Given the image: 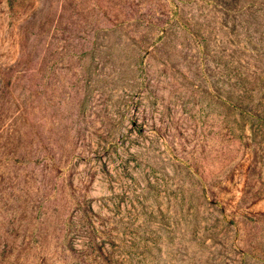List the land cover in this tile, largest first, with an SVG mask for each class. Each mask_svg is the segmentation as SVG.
<instances>
[{"label": "rangeland", "instance_id": "1", "mask_svg": "<svg viewBox=\"0 0 264 264\" xmlns=\"http://www.w3.org/2000/svg\"><path fill=\"white\" fill-rule=\"evenodd\" d=\"M0 264H264V0H0Z\"/></svg>", "mask_w": 264, "mask_h": 264}]
</instances>
